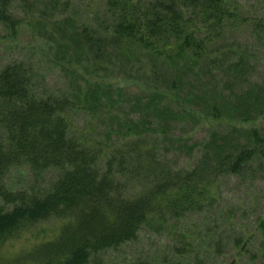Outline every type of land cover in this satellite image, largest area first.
<instances>
[{"label":"trees","instance_id":"16d2710c","mask_svg":"<svg viewBox=\"0 0 264 264\" xmlns=\"http://www.w3.org/2000/svg\"><path fill=\"white\" fill-rule=\"evenodd\" d=\"M0 27L12 45L29 30L31 49L69 83L60 94L46 89L33 61L0 69V264H103L144 229L175 231L208 211L223 177L264 174V79L251 80L258 54L240 40L262 42L264 18L241 0H0ZM118 105L139 117L115 114L97 130L95 119ZM80 112L92 123L78 124ZM181 122L216 128L189 145L174 133ZM174 145L201 156L173 164ZM16 168L56 179L12 191L5 180ZM52 219L62 221L53 236L4 256ZM257 229L264 234V213ZM150 259L140 264H164Z\"/></svg>","mask_w":264,"mask_h":264},{"label":"rangeland","instance_id":"374dc122","mask_svg":"<svg viewBox=\"0 0 264 264\" xmlns=\"http://www.w3.org/2000/svg\"><path fill=\"white\" fill-rule=\"evenodd\" d=\"M241 1L251 14L264 18V0ZM3 33L0 27V35ZM241 38L244 45L248 42L253 44V53L258 54L255 61L251 60L256 66V70H253L254 73L250 77L251 80H263L264 40L259 42L247 35ZM10 42L0 40V69L15 61H33L45 76L42 81L43 87L55 94L67 91L69 83L64 73L50 63L44 62L42 54L31 49L35 41L32 40L29 30L24 29L20 35V45H12ZM214 83L218 84L219 81ZM136 90V87L130 85L126 91L127 94H135ZM114 108L113 110L111 107L107 108L102 118L95 119L94 125L97 130L102 129L103 122L112 119L115 114L121 117L128 114L133 119L139 117V113L131 109L129 105H118ZM75 119L82 126L94 120L85 112L76 114ZM215 128L216 126L210 123L195 125L191 122H181L176 123L174 133L184 138L189 145L201 144L210 141L212 130ZM226 128L224 126L225 131H228L229 129ZM175 148L178 147L174 145L167 153L168 159L173 164L190 165L201 156L200 148L193 150V153L187 149L180 151ZM55 177V172H49L35 178L28 169L16 168L9 173L5 186L12 191L31 188L46 189L56 179ZM211 192L215 199L208 211L205 208L203 212L189 214L177 223L175 231L158 233L144 229L137 241L124 246L118 252L107 254L103 264H140L148 262L151 256L159 257V263L171 264L174 259L173 262L191 264L190 262L197 255L203 257L205 262L207 260L208 264H234V262L235 264H264V234L256 230L258 220L264 213V174L223 177L213 186ZM2 204L3 201L0 198V205ZM227 213L231 214V221L227 219ZM61 223L60 220L52 219L37 224L32 230L22 233L17 240L8 243L3 248L4 256H13L22 250L29 249L39 239L53 236ZM236 236L242 238L243 242L247 239L251 240L245 250L241 249L243 242L235 245L232 241Z\"/></svg>","mask_w":264,"mask_h":264}]
</instances>
